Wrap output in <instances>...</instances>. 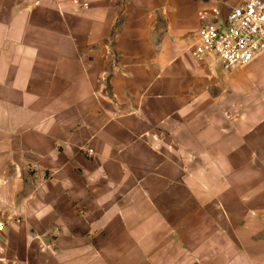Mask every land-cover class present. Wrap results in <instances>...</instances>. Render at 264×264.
Returning <instances> with one entry per match:
<instances>
[{
  "label": "crops",
  "instance_id": "0c3cea01",
  "mask_svg": "<svg viewBox=\"0 0 264 264\" xmlns=\"http://www.w3.org/2000/svg\"><path fill=\"white\" fill-rule=\"evenodd\" d=\"M244 2L0 0V264H264V52L192 55Z\"/></svg>",
  "mask_w": 264,
  "mask_h": 264
},
{
  "label": "built area",
  "instance_id": "2783aa9c",
  "mask_svg": "<svg viewBox=\"0 0 264 264\" xmlns=\"http://www.w3.org/2000/svg\"><path fill=\"white\" fill-rule=\"evenodd\" d=\"M200 21L199 38L192 52L197 60L212 58L223 71H231L249 65L264 52V0H245L225 16L214 9L201 14ZM86 153L92 156L94 151L88 149ZM3 228L0 223V231Z\"/></svg>",
  "mask_w": 264,
  "mask_h": 264
}]
</instances>
